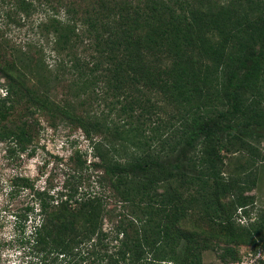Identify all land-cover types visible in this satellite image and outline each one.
<instances>
[{"label":"trees","instance_id":"1","mask_svg":"<svg viewBox=\"0 0 264 264\" xmlns=\"http://www.w3.org/2000/svg\"><path fill=\"white\" fill-rule=\"evenodd\" d=\"M37 12L38 40L9 37ZM66 76L54 101L51 79ZM38 114L83 130L107 190L80 192L79 174L57 199L33 194L37 209L17 219L34 214L26 243L42 261L204 264L217 240L235 263L231 246L264 243V210L236 222L239 211L250 216L264 175V0H0L8 153L35 146ZM111 202L129 212L114 214ZM195 217L215 232L190 229Z\"/></svg>","mask_w":264,"mask_h":264},{"label":"rangeland","instance_id":"2","mask_svg":"<svg viewBox=\"0 0 264 264\" xmlns=\"http://www.w3.org/2000/svg\"><path fill=\"white\" fill-rule=\"evenodd\" d=\"M43 19L42 13H35L24 21L22 28L10 27L9 37L18 43L38 40L36 26ZM46 52L48 58L51 57L50 49ZM48 62L52 64V58H49ZM66 77V79H51L48 89L54 101L59 102L63 99L69 89L70 79ZM87 108V106L78 107V111L81 112ZM36 117L39 126L33 148L24 153L11 154L8 153L7 145L0 142V264H61L52 258L42 261L29 249L26 241L35 222L34 214H30L27 222L17 219V216H23L27 208L37 209L33 195L35 192L46 191L57 199L65 183L79 174L87 180L80 192H107L98 183L103 172L96 170L95 164L98 163V159L94 155L91 141L83 130L59 118L54 119L41 114ZM259 147L264 151V141ZM229 156L226 159L227 164L232 159ZM81 168H83L82 171ZM21 177L29 178L32 187L24 189L18 186L16 178ZM253 194H256L258 201L254 208H249V217L241 211L238 212L236 217L238 226H247L254 222L258 212L264 210V175L259 190ZM108 208L119 215L127 214L130 209L122 203L115 202H111ZM190 223L188 224L190 229L202 228L207 232H215L210 228L211 225L199 221L197 217ZM110 227L112 223L106 219L105 229ZM213 242L203 254L204 264H264L263 242L231 246L238 258V262L235 263H231L227 256L226 260L221 258L223 254L221 249L226 248L225 244L217 240ZM73 264H81V260ZM82 264H90V261H84Z\"/></svg>","mask_w":264,"mask_h":264}]
</instances>
